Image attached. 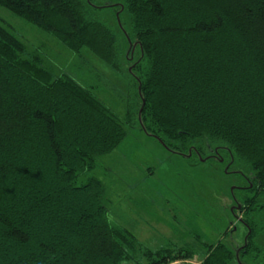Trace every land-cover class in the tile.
Returning <instances> with one entry per match:
<instances>
[{"label":"trees","instance_id":"trees-1","mask_svg":"<svg viewBox=\"0 0 264 264\" xmlns=\"http://www.w3.org/2000/svg\"><path fill=\"white\" fill-rule=\"evenodd\" d=\"M0 5L127 73L132 91L121 118L94 87L55 75L0 23V264H168L199 250L202 264H264V0ZM104 7L122 30L97 16ZM125 120L195 166L237 173L243 245L207 241L195 228L199 248L154 250L110 219L106 184L92 172L127 137Z\"/></svg>","mask_w":264,"mask_h":264},{"label":"rangeland","instance_id":"rangeland-1","mask_svg":"<svg viewBox=\"0 0 264 264\" xmlns=\"http://www.w3.org/2000/svg\"><path fill=\"white\" fill-rule=\"evenodd\" d=\"M123 1L116 0L120 5ZM95 13L117 31L122 30L113 7ZM123 15L127 18L126 12ZM0 23L55 75L67 73L81 84L94 87L110 108L121 118L126 117L132 92L127 73L116 71L88 49L80 54L73 52L52 34L1 5ZM125 27L131 31L128 24ZM125 123L127 137L117 149L102 156L99 168L92 172L106 184L110 219L131 229L154 250L184 242L199 248L189 232L195 228L207 241L223 239L234 248L243 245L247 229L230 207L237 173L214 162L195 166L146 133L137 121ZM204 253L199 250L179 264H202Z\"/></svg>","mask_w":264,"mask_h":264},{"label":"flooded vegetation","instance_id":"flooded-vegetation-1","mask_svg":"<svg viewBox=\"0 0 264 264\" xmlns=\"http://www.w3.org/2000/svg\"><path fill=\"white\" fill-rule=\"evenodd\" d=\"M233 200H234V198H233ZM230 207H232V213H233V215H235V217H236L239 221H241V220H240L241 217H240L237 213H235V210H236V208H237V205H236L235 201L231 204Z\"/></svg>","mask_w":264,"mask_h":264},{"label":"built area","instance_id":"built-area-1","mask_svg":"<svg viewBox=\"0 0 264 264\" xmlns=\"http://www.w3.org/2000/svg\"><path fill=\"white\" fill-rule=\"evenodd\" d=\"M168 264H179V260H176V261H173V262H170Z\"/></svg>","mask_w":264,"mask_h":264},{"label":"water","instance_id":"water-1","mask_svg":"<svg viewBox=\"0 0 264 264\" xmlns=\"http://www.w3.org/2000/svg\"><path fill=\"white\" fill-rule=\"evenodd\" d=\"M119 23H120V25H121V22H120V20H119ZM237 207H240V206H237ZM247 237V236H246ZM245 240H246V238H245ZM237 256H238V251H237Z\"/></svg>","mask_w":264,"mask_h":264}]
</instances>
